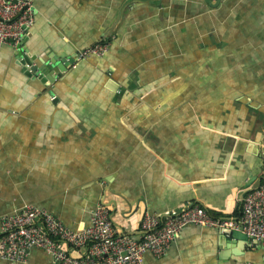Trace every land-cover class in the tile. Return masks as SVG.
<instances>
[{"label":"crops","instance_id":"0c3cea01","mask_svg":"<svg viewBox=\"0 0 264 264\" xmlns=\"http://www.w3.org/2000/svg\"><path fill=\"white\" fill-rule=\"evenodd\" d=\"M31 1L21 50L0 42V220L32 204L82 229L103 203L138 238L186 203L239 219L264 183V0ZM145 264H264V247L192 225Z\"/></svg>","mask_w":264,"mask_h":264},{"label":"built area","instance_id":"2783aa9c","mask_svg":"<svg viewBox=\"0 0 264 264\" xmlns=\"http://www.w3.org/2000/svg\"><path fill=\"white\" fill-rule=\"evenodd\" d=\"M34 22L31 0H0L1 43L19 50ZM107 52L108 44H98L80 51L78 59L103 57ZM192 225L241 231L264 247V183L246 192L239 219L215 216L198 204L186 203L181 211L146 213L138 238L120 234L103 203L92 211L90 225L82 229H72L51 211L27 204L1 217L0 260L25 264L30 251L37 250L50 255L55 264H145L149 253L165 256L178 235Z\"/></svg>","mask_w":264,"mask_h":264},{"label":"water","instance_id":"95a60500","mask_svg":"<svg viewBox=\"0 0 264 264\" xmlns=\"http://www.w3.org/2000/svg\"><path fill=\"white\" fill-rule=\"evenodd\" d=\"M220 1V0H218ZM207 2L211 3V0H207ZM25 36L26 34L24 35V39H25ZM23 39V40H24ZM24 42L22 41L21 45L19 46V50H21L22 46H23ZM57 60H58V57H57ZM60 62L58 63V61H52L51 64L52 66H49L48 68H51V67H54L56 69H59V70H62L63 68H66L68 66H71L74 62H75V57H72L69 61H66V59H61L59 60ZM25 66H26V70H25V73L28 77H33V76H39L40 72L38 70V67L33 65V63L30 61V59H25L24 61H22ZM27 64V65H26ZM53 71V70H52ZM54 76V74H52V77ZM46 77H47V80L51 81L52 77L50 76H47L46 74ZM43 79V78H42ZM46 84V82H44ZM49 86V85H48ZM223 233H227V234H230V235H233L235 238H238L239 239L241 238H244V239H249L246 235H244L241 231L239 232H231V231H224L223 230Z\"/></svg>","mask_w":264,"mask_h":264},{"label":"trees","instance_id":"16d2710c","mask_svg":"<svg viewBox=\"0 0 264 264\" xmlns=\"http://www.w3.org/2000/svg\"><path fill=\"white\" fill-rule=\"evenodd\" d=\"M213 215H215V214H213ZM215 216H217V215H215Z\"/></svg>","mask_w":264,"mask_h":264}]
</instances>
